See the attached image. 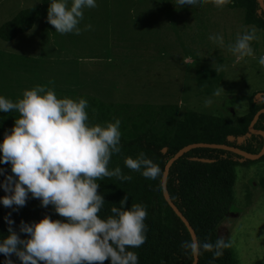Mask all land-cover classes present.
Returning a JSON list of instances; mask_svg holds the SVG:
<instances>
[{
  "label": "rangeland",
  "instance_id": "1",
  "mask_svg": "<svg viewBox=\"0 0 264 264\" xmlns=\"http://www.w3.org/2000/svg\"><path fill=\"white\" fill-rule=\"evenodd\" d=\"M41 1L0 0V25ZM226 1L179 6L176 0H96V7L83 10L79 34L58 33L40 17L29 31L0 39V86L9 76L13 90L22 94L60 81L85 98L128 101L133 109L173 103L180 112L245 115L251 99L264 91V68L257 62L264 32L254 28L253 57L233 54L229 45L249 27L243 9ZM217 34L222 43L209 39ZM13 54L26 61L37 57L40 64ZM11 90L5 86L4 92ZM235 172L233 203L218 232L232 242L239 264H264V156L238 164Z\"/></svg>",
  "mask_w": 264,
  "mask_h": 264
},
{
  "label": "clouds",
  "instance_id": "2",
  "mask_svg": "<svg viewBox=\"0 0 264 264\" xmlns=\"http://www.w3.org/2000/svg\"><path fill=\"white\" fill-rule=\"evenodd\" d=\"M214 2L220 4L223 0ZM190 3L191 0H176L179 6ZM94 7L96 0H71L70 3L69 0H49L46 19L58 33L79 34L83 10ZM88 27L90 25H85ZM255 31L250 28L238 33L229 50L238 57H253L250 42L256 39ZM209 39L222 43L218 34L210 35ZM257 62L264 68V53ZM218 94L219 90L214 92ZM253 101L263 102L264 91ZM87 107L86 99L58 98L52 88L44 85L24 90L15 103L0 95V111L19 113L11 131L5 130L0 141V164L9 163L11 172L0 182V188L6 193L0 196V204L16 210L26 203L30 193L32 198L39 199L41 206L51 204L59 216L66 218L51 219L44 215L36 222L21 220L19 232L27 234L21 239L11 227L13 221L8 213L5 216L8 235L0 237L4 264H13L9 254H15L22 264H39L40 261L43 264H102L105 259H110V264H138L135 252L128 249H141L147 242L144 207L131 204L130 208H125L126 195L119 201V207L110 208L112 215L105 218L98 215L104 199L97 192V180L112 176L131 179L121 174L119 166L111 170L107 167L110 156L120 151V120L117 118L103 126L91 124ZM124 165L148 179L155 180L161 175L159 167L143 152L136 158L126 157ZM4 171L0 168V174ZM228 246L222 236L214 242L200 241L196 237L181 242V247L190 250L193 264L201 250L212 251L215 258ZM210 264H214V260Z\"/></svg>",
  "mask_w": 264,
  "mask_h": 264
},
{
  "label": "trees",
  "instance_id": "3",
  "mask_svg": "<svg viewBox=\"0 0 264 264\" xmlns=\"http://www.w3.org/2000/svg\"><path fill=\"white\" fill-rule=\"evenodd\" d=\"M226 5L233 9H243L244 24L248 25L249 29L257 28L264 32V11L258 12L260 5L257 0H227ZM48 6L49 0H42L19 11L13 19L0 25V39L9 41L20 33L29 31L37 19L47 16ZM17 56L13 54V58ZM20 58L25 63H33L32 65L36 67L40 64L37 57L30 58L29 61L23 60L26 59L24 55L17 57L21 60ZM216 79L218 80L217 77ZM15 84L10 82L9 76L6 77L4 85L0 86V95L13 102L15 99L17 101L22 94H17L13 90ZM48 85L55 90L58 98L86 99L88 102L86 112L91 124L103 126L117 118L120 120V151L110 156L107 167L111 170L119 166L121 174L131 176V179L120 180L112 176L97 180L99 185L97 192L103 195L104 199L98 215L101 218L112 215L110 208L119 207V201L127 195L125 208H130L131 204H139L147 213L145 246L141 249H128L135 252L138 264H191L193 257L190 250L181 247L182 241L192 238L190 232L163 196L162 173L165 164L180 148L194 142L228 143L248 152H258L263 145L261 135L252 134L241 144L229 141L227 137L245 134L256 111L264 106V101L255 103L251 99L250 109L245 115L229 118L204 111L180 112L178 104L173 103L159 105L142 103L136 104L133 109L128 101L115 104L95 97L85 98L81 94H76L74 90L63 88L64 85L60 81H49ZM5 86L12 90L4 92ZM18 115L15 110L0 111V141L4 138L5 130L11 131ZM255 127L264 130V113L259 116ZM140 152L159 167L161 172L159 178L155 180L145 178L138 171L124 165L126 157L136 158ZM199 158L212 160L203 161ZM249 161L251 159H242L239 154L229 150L195 147L181 155L170 166L167 177L170 197L195 229L198 240L214 242L217 237H221L218 232L219 226L233 203L237 180L235 167ZM0 168L5 170L4 174H0V182H3L5 174H11L10 164L7 162L0 164ZM246 193L249 197L252 191L247 190ZM5 194L3 188H0V196ZM8 213L13 221L11 227L21 239L27 237L26 233L19 232L21 220L25 223L36 222L44 215L51 219L66 220L55 212L51 204L41 206L39 199L32 198L29 193L26 203L16 210L0 204V237L8 235L9 225L5 221ZM224 239L229 246L221 250L220 256L214 258L212 251L201 250L197 264H210L213 260L214 264H239L232 242ZM8 258L13 264H22L15 254H9ZM4 261V254L0 253V264H4ZM39 264L43 262L40 261ZM102 264H110V259H105Z\"/></svg>",
  "mask_w": 264,
  "mask_h": 264
},
{
  "label": "water",
  "instance_id": "4",
  "mask_svg": "<svg viewBox=\"0 0 264 264\" xmlns=\"http://www.w3.org/2000/svg\"><path fill=\"white\" fill-rule=\"evenodd\" d=\"M260 8L258 10L259 13H261L262 11H264V0H257ZM261 113H264V108H261L260 110H258L255 115L253 116L252 120L249 123L248 126V131L245 135H240V136H233V135H229L227 137V139L229 141H232L234 139H236V141L238 143H241L242 141H244L246 139V137H250L253 133L254 134H260L263 136V146L260 149L259 152L257 153H250L247 152L245 150L240 149L237 146L234 145H229L227 143H211V142H194V143H190L187 144L185 146H183L182 148H180L165 164L163 173H162V191H163V196L165 198V200L169 203V205L173 208V210L177 213V215L182 219V221L185 223V225L187 226L191 237H196L197 238V234L195 232V229L193 228V226L190 224L189 220L187 219V217L183 214V212L177 207V205L173 202V200L170 197L168 188H167V177L169 174V170H170V166L172 165V163L178 159L181 155H183L184 153L188 152L190 149L195 148V147H210V148H219V149H225V150H229L232 152H235L237 154H239L240 156H242L245 159H251V160H255L258 159L261 155L264 154V130L261 129H257L254 127L255 122L257 121L259 115ZM165 150V149H164ZM200 160L203 161H211L212 159L209 158H199ZM198 239V238H197ZM198 259L199 256L196 258L195 260V264L198 263ZM193 264V261L192 263Z\"/></svg>",
  "mask_w": 264,
  "mask_h": 264
}]
</instances>
